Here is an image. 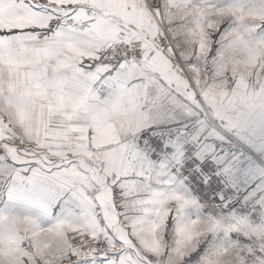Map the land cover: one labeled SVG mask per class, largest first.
<instances>
[{"label":"snow or ice","instance_id":"1","mask_svg":"<svg viewBox=\"0 0 264 264\" xmlns=\"http://www.w3.org/2000/svg\"><path fill=\"white\" fill-rule=\"evenodd\" d=\"M0 264H264V0H0Z\"/></svg>","mask_w":264,"mask_h":264}]
</instances>
